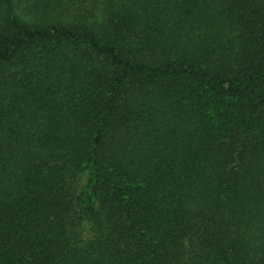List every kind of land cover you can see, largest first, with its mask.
Returning a JSON list of instances; mask_svg holds the SVG:
<instances>
[{"label":"trees","instance_id":"1","mask_svg":"<svg viewBox=\"0 0 264 264\" xmlns=\"http://www.w3.org/2000/svg\"><path fill=\"white\" fill-rule=\"evenodd\" d=\"M0 264H264V0H0Z\"/></svg>","mask_w":264,"mask_h":264}]
</instances>
